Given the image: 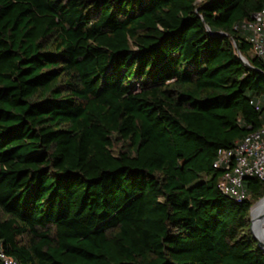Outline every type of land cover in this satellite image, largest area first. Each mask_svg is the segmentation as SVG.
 Instances as JSON below:
<instances>
[{
    "label": "trees",
    "instance_id": "16d2710c",
    "mask_svg": "<svg viewBox=\"0 0 264 264\" xmlns=\"http://www.w3.org/2000/svg\"><path fill=\"white\" fill-rule=\"evenodd\" d=\"M263 8L0 0L4 252L20 264H264L250 220L264 184L247 176L236 201L213 166L264 126V60L244 28Z\"/></svg>",
    "mask_w": 264,
    "mask_h": 264
},
{
    "label": "built area",
    "instance_id": "2783aa9c",
    "mask_svg": "<svg viewBox=\"0 0 264 264\" xmlns=\"http://www.w3.org/2000/svg\"><path fill=\"white\" fill-rule=\"evenodd\" d=\"M249 33L252 52L264 60V8L253 15L244 24ZM259 105L257 109H259ZM213 166L221 169L223 174L218 180V188L236 201L249 197V191L244 187L247 176L257 177L264 184V126L249 132L245 139L229 149L220 148ZM0 259L4 264H20L8 256L0 247Z\"/></svg>",
    "mask_w": 264,
    "mask_h": 264
},
{
    "label": "bare ground",
    "instance_id": "6f19581e",
    "mask_svg": "<svg viewBox=\"0 0 264 264\" xmlns=\"http://www.w3.org/2000/svg\"><path fill=\"white\" fill-rule=\"evenodd\" d=\"M251 219L253 220L255 235L264 243V199L259 200L253 205Z\"/></svg>",
    "mask_w": 264,
    "mask_h": 264
},
{
    "label": "water",
    "instance_id": "95a60500",
    "mask_svg": "<svg viewBox=\"0 0 264 264\" xmlns=\"http://www.w3.org/2000/svg\"><path fill=\"white\" fill-rule=\"evenodd\" d=\"M209 31H211V29L209 28ZM214 35H218V36H223V35H225L224 33H222V32H215V33H213ZM240 54V53H239ZM240 57L244 60V62L245 63H248V60L243 56V55H241L240 54ZM253 207V206H252ZM251 210H252V208H251ZM251 232H252V234H253V237H255V239H256V241H257V243H258V247L259 248H261L263 251H264V243L261 241V239L258 237V236H256L255 235V233H254V229H253V222L251 223Z\"/></svg>",
    "mask_w": 264,
    "mask_h": 264
},
{
    "label": "rangeland",
    "instance_id": "374dc122",
    "mask_svg": "<svg viewBox=\"0 0 264 264\" xmlns=\"http://www.w3.org/2000/svg\"><path fill=\"white\" fill-rule=\"evenodd\" d=\"M264 199V198H262ZM261 200V199H260ZM259 200L255 201L254 204H256V202H258ZM250 220H251V223L253 222V220L251 219V212H250Z\"/></svg>",
    "mask_w": 264,
    "mask_h": 264
}]
</instances>
